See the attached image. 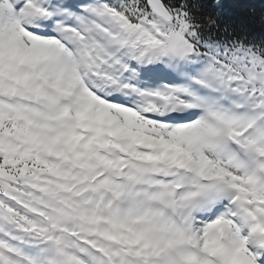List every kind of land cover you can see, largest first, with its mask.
<instances>
[{
    "label": "snow or ice",
    "instance_id": "1",
    "mask_svg": "<svg viewBox=\"0 0 264 264\" xmlns=\"http://www.w3.org/2000/svg\"><path fill=\"white\" fill-rule=\"evenodd\" d=\"M199 28L0 0V264H264V50Z\"/></svg>",
    "mask_w": 264,
    "mask_h": 264
},
{
    "label": "trees",
    "instance_id": "2",
    "mask_svg": "<svg viewBox=\"0 0 264 264\" xmlns=\"http://www.w3.org/2000/svg\"><path fill=\"white\" fill-rule=\"evenodd\" d=\"M173 4L183 6L209 43L264 50V0H173Z\"/></svg>",
    "mask_w": 264,
    "mask_h": 264
}]
</instances>
